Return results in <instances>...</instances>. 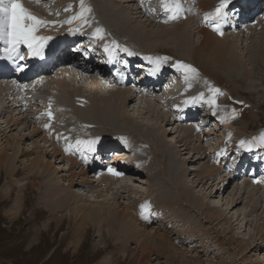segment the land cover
<instances>
[{
    "label": "bare ground",
    "instance_id": "bare-ground-1",
    "mask_svg": "<svg viewBox=\"0 0 264 264\" xmlns=\"http://www.w3.org/2000/svg\"><path fill=\"white\" fill-rule=\"evenodd\" d=\"M72 1H75V4L72 7L67 8L68 6H70L72 4ZM77 1L78 0L61 1V2H63L62 3L63 6L60 9L59 13H61V12L65 13V14L73 13L74 16H76L80 12V6H78ZM88 1H90V0H88ZM94 1L98 5V9L102 14L101 16H99V14L96 10V7L92 6L91 2H88L89 6L92 9L91 13L87 14V19L89 20V23H87V24L83 23L82 19H75L73 21L74 25L79 24V26L81 27V31H82L81 36L82 37H76L75 33H72V32H71V34L62 35V34H60L61 31H60L59 27L57 28L58 33H55V35H57V37H52V34L54 32L50 33L51 36H50L49 32H45V31H44V33L42 31H39L38 34L42 35V36L51 37V39L48 40L46 47L44 48V52H46L47 54H50V55L52 54V56L47 55L46 56L47 59L52 58L53 54H56V56H55L56 62L54 63V65L53 64L49 65V67H48L49 70H51L53 66L58 64L57 59H56L58 51L62 50L63 47H66L70 42L73 43V46H75V44H77V43H78L77 45H79V44L85 45V47H79V50H81V53L80 54L76 53L78 55L77 57L72 56L71 59H66V60H64V62L66 64H68L69 66H71V67H66V69L70 70L71 73H74L73 76H75V77L78 76L77 72H79V71H81L83 74H86V73L91 74L93 72L94 76H91V78L96 79V80H94V82L97 81L98 85H97L96 90L99 91V95L95 96V97L93 96L92 99H88L85 96L86 93H84L83 95L75 94L72 101L61 97L63 94L60 92V89L55 85L57 83L54 82L55 81L54 79L58 78L59 82L62 83L65 77L64 76L62 77L61 75L67 76V74H68V76H70V72L66 71L64 68L62 71L60 69L61 73H59L57 75V77H54V78L50 77L49 82L45 81V79H48V75L43 74V73L49 72V70L48 71L45 70V72L42 73L43 75L41 77H39L38 80L33 81L26 88H22V87L16 88V86H13V84L16 83L15 80L12 82H9L8 76L0 75L3 77V78L0 77V79H4V80H0V95L2 97L4 96V98H5L6 95H8V97H9V95L12 94L13 95L12 99H14V96L16 95V94H14L15 92H18V91L22 92V94H20V95L18 94L19 97L17 99H20L24 95V98H23L24 100L29 99L27 105H29V106L31 105V107H33L35 109L37 108L36 109L37 115H40V116L38 117L37 115L36 116L34 115L35 116L34 121L36 120V122H37L36 124L40 123V122L38 123V121H41L42 124L41 123L40 124L43 126L47 123H51V128L48 131H50V133L54 137L55 141H57L61 145L60 147H67L68 144L75 145V141L78 139L83 140V141H88V140H93V139L97 140V143L95 145V151H89V150H87V147H81L80 150H77L75 147L72 149L73 152L79 153V155H80L79 161H78V159L76 160L73 158H69V161L72 164L74 163V165L76 164L75 161H77V165H78V163H80L82 166L79 167L80 171H78V173L75 171L73 174H68L67 179L70 181L71 185L75 184V181H73L72 179L75 177H79V175H81L82 180L78 184L88 186L91 183L90 182L91 180L87 179L89 177L88 172L90 170L93 171V167L95 166L93 164L94 161H97V159H98L97 157L99 155L112 154V156L110 158H106L107 159L106 161L105 160H102V161H105L108 165H110V164L114 165L113 168H115L119 172H122L123 175L116 176V175L109 173L108 170L106 172H102V171L99 172L98 171L97 173L101 179L99 178V180L97 182L100 184H97V185L100 187V191L111 190L113 192L118 193V196H123L124 199H126V198H128L130 200L134 199V201H133V205H127L126 204L125 205L126 211H123L122 208L118 209L117 205L114 207H111V205H108V203H104L105 206H103V202H101V204H96L94 206H92V205L90 206L86 202H84V204L83 203L78 204V202H80V199H78L79 196H77V195L82 194V193L76 194V193H73V192L71 193L70 191H68V195L63 196L60 194V191L54 190L53 192L47 191V193H46V196L49 199L54 200V204H49V203H44V204L47 207H49V205H50V209H51V205H52V208L53 207H56L57 209L66 208L65 210H68V214L71 215L73 213L75 215V217H78L80 215L81 216V224H80L81 227L83 225L87 224L89 221H92L93 223H97V224L98 223L103 224L106 222L108 225H111V227H114L119 231V233H118L119 239L120 238L123 239V237H125L124 241H126V238L129 240L131 238L136 239L137 241L140 240L139 243H140V246L143 250L142 251L143 253L148 254L152 251H155V252H157L158 256L164 255V257H166L167 260H169L172 263L176 259H179L180 264H202L201 259L199 260L198 257H195V259L190 260L189 256H188V258H187V256L181 257V258L178 256V252L174 248L175 245L172 246L171 244H173V243H171V244L169 243L170 237L168 239L167 228H165L166 226L163 227V223H164V225H167V226H168V224H170V226L172 224V225H178V226L181 225V226L186 227V230L184 232L177 230L174 233V234H177L176 238L180 237L181 233H183V234L185 233L184 236L187 233H189V235L196 234V233H192V230H193V228L195 229V227H197L198 222L194 221L192 215L190 213H188L191 211L184 207V205L185 206L187 205L186 202L188 200L190 202L194 201L197 204L195 207V210L197 213L205 214V210H206V212H207L206 215L208 217L207 219L208 220L210 219V222L211 221L215 222L216 225H218L222 220H225L227 223H230L231 227L237 220H238V222L236 224L237 225L240 224L239 223L241 221L240 219L244 220L245 224L251 222V220L249 219L250 214L245 213L246 211H242V212L238 211V213L235 212L236 214L235 213L233 214L232 211L238 206V203L242 202V200L245 196H247V198L249 199V202L251 203L252 196L254 194V190H257V187H256L257 185L255 186L254 184H252L254 187L252 190H250V188H249L250 180L251 179L254 180V177L255 176L257 177L259 175V171H257V170H259V168H256L255 167L256 165H252V167L251 166H245V163L250 159V160H252L253 163L256 162L257 165H261V164L264 165V158H261L259 156L261 153L264 155V147L260 146V147L253 148L251 151H254V149H255V151H258L260 149V151L254 152V153H249L248 150L240 147L242 150H241V154H239V152L237 153V151H239V150H236V148L234 146H232L233 142L228 141L229 139H227L228 137H227L226 133H223V132L220 133L221 130L218 131L215 135V136L220 137V138L213 139L210 137V134H213V132H210L209 130H207V126L211 122L210 116H212V117L214 116L212 113L211 107L209 106L210 111H208V113H209V115H208V114H204L205 113L204 108L207 109V103H204V101H201L199 103L200 106L197 105V103H193L192 105H190V103L185 105V103H184L186 100H189V98L192 97V95H191L192 91L194 92V95L196 97L199 96V94L202 92L204 93V95L206 93L208 94L207 84L204 82V81H207L208 78L203 80V81L195 78V79L190 81L191 87H189V82L185 81L184 78L180 76L181 73H179V71L176 70L177 72H175L173 74V76L176 77V79H175L176 84L173 85V88H172L170 84H172L174 82H171L170 84H168L167 87L162 88L161 95L158 94L157 96H156L155 92H158V91L156 89H154V86H155L154 84L150 85L147 88L146 92H141V88H139L137 85L135 86V87H137L135 89V87H132V83H130V85H129L127 83H119L117 81H113V79L111 80L110 78H107V77H110L109 74H107V77H106L107 81H105V79L103 81L100 80L101 76H102L101 71L103 70V66H99L98 64H96V66L98 65L96 68L95 60L97 63H99V59L97 57H95L94 53H98V55H100L101 57H105V60H107V61L108 60L113 61L116 58L120 61H123V59H124V61L129 63V65L131 66L130 68L134 67L135 58H130V59H127L126 57L122 58L121 54L123 55V53H121V54L117 53L114 49V45L112 44V42L115 41L116 43H118L120 45V47H124V44L130 46L131 44H137L138 42H139V44H137V45H144V43H142L143 39L141 38V36L146 37L147 34H146V32H144L143 27L141 25L135 23L132 20L133 17H131V14L142 13L143 16H147L148 18L154 19V21H157L156 16L157 15L159 16V14L163 13V12H162V10H156L155 9V7L157 5H160L159 0H144L143 3L140 0L139 6L136 5V7H134L135 3L132 1H129V0H119V1L118 0H106V3H105V0H94ZM184 1H187V0H182V3ZM245 1H247V0H245ZM219 2H220V0H201L200 1V3H199L200 12L199 13L201 15L200 16L201 21L204 25H207L206 27L204 25L201 26V23H199V25L198 24H192V22L194 21L193 19L195 17H190L188 14V12H189V10H188V12H186L188 15V16H186V19H184L182 21H178L177 23H174L172 26H166L162 31L155 33L153 37L157 38V39H162L161 38L162 36H166L165 39H169V42L172 39L178 40L180 43V46L178 45L180 48L178 50L179 58L181 60L185 61V57H186L188 59H192V61L190 63H194L195 61L198 63H201L203 66H205V73L207 74V76L209 78H212V80L217 81L218 83L220 82L219 81L220 77H225L224 79H227V80L229 79L230 80V81L228 80L229 82H232L235 79H241V80H236V84H238L240 86V88H236V87H232V86L230 88L228 86H226V87L229 88V90H230V91L227 90L228 93L230 92L234 96L242 97L241 96L242 93H240V91L238 89L246 90V88H248L246 86H251V88H252L253 85H251L252 82L249 81V76L247 74L240 73L243 71L245 66L243 68L244 63L239 60V58L237 57V55L233 49V46H234L233 43H234L235 37L237 35L230 33L226 37H223V35H221L220 32L215 31L213 29V27L210 28V26L208 25L209 23L207 24V22H205V20H204V14L206 12L212 11L214 9V6H216V4ZM132 3H134V5H132ZM58 4H59V2H53L50 6L45 5L47 7V10L44 7H42V9L39 10L38 8H40V7H35V6L31 7L30 4H28L27 6L25 4V6L28 7L30 10H32L34 13H35V11H38L41 14V16H43L44 14H46L47 11H50L49 8H51V11H54V9L56 8V6ZM86 5H87V2H86ZM183 6L185 9H188V7H186L184 4H183ZM254 7H256V5ZM65 9H69V10L65 11ZM150 9H155V11H150ZM224 11L226 12L227 15L230 14L229 12L226 11V8L224 9ZM249 12H251V10H249ZM233 15H230V18L227 20V22H222L221 27H222V29H224L225 26L228 25L227 28H229L233 32L236 31L235 33H238L237 28L242 27L246 24H244V23L239 24L238 20H236ZM165 16L167 18H169L168 14H165ZM180 19H183V18H180ZM253 19H255V18H253ZM135 20H137V19H135ZM256 20H257V18H256ZM154 21H152V22H154ZM196 26L198 29L195 28ZM97 28H102L104 30L103 39H101L95 35V31ZM247 28H248L247 26L243 27L244 30H242V32H240V33H242L243 37L245 35L247 36L246 40H249V41L246 44H249V42H251L253 40V35H249ZM251 28H252L251 30L256 29V28L264 29V20L261 21L260 26H252ZM76 29H77V34H78L79 30L77 28V25H76ZM127 29L130 31H134L135 34H138L133 38V40H136L137 43H133V42L128 41L126 39L124 34L131 35L129 33V31H127ZM197 30H199L201 32L202 36L200 35L198 42H194L193 32H195ZM249 30H250V28H249ZM191 32H192V34H191ZM238 36H241V35H238ZM259 36H260L261 41L263 42V45H264V32H263V34H260ZM186 40H190L191 42L189 43ZM87 41H88V43H86ZM2 43H3V41H0V45ZM148 43H152V42L149 41ZM153 44L155 47H157V49L163 50L162 52H164V53H168L169 49L172 50L170 43L169 44H162V42L155 41V43H153ZM258 44H260V43H258ZM105 45H108V46L111 45V47L115 53L114 58L109 56V53L105 51V47H104ZM146 45H149V44H146ZM249 45H251V44H249ZM254 45H252V46H254ZM193 46L195 47V49L193 48ZM137 47H140V46H137ZM141 47L144 48L143 46H141ZM256 47L257 48L255 50L251 51V53H250V57L252 56V59L250 61V62H252L251 65L252 66L256 65L257 67L259 65L264 66V46H262V47L256 46ZM0 49H1V46H0ZM192 49H194V52H192ZM66 51H67V49H64V52L63 51H61V52L63 55H65L64 53H66ZM85 52L91 53V55H87L86 59H84V57L81 55ZM169 53H170V51H169ZM2 54L3 53L0 54V62L12 63V61L7 60L4 57V55H2ZM93 57H95L94 61H93ZM193 59L195 61H193ZM129 65H125L124 67H127V66L129 67ZM61 66L64 67V65H61ZM164 66H166V65L164 64ZM164 66L160 69V72H162V73H164L167 70V68L170 67L169 65L167 66V68ZM72 68H75L77 70H75V69L73 70ZM238 69H241L242 71H239ZM110 72H113V71L111 70ZM171 72H174V70H172ZM247 72L249 73L250 69L247 70ZM26 74H28V73H26ZM212 74H213V76L216 75V77H213ZM60 76H61L62 80L60 79ZM84 76H86V75H84ZM104 76H105V74H104ZM201 77H203V76H201ZM5 78H7V80ZM197 78H200V77L198 76ZM217 78L219 80H217ZM232 78H233V80H232ZM66 79L68 81L71 78L66 77ZM98 79H99V81H98ZM151 80L154 81L152 76H151ZM242 80H243V82H242ZM228 81H227V83H228ZM253 82H257V81H253ZM201 83L204 84L203 87L202 86L200 87ZM262 83L264 84V75L262 76ZM5 84L8 87L5 86ZM17 84H19V83H17ZM214 84H217V83H214ZM228 84L231 85V83H228ZM211 85H213V84H211ZM158 86H160V85H158ZM235 86H237V85H235ZM243 86H245V87H243ZM6 87H7V89H6ZM68 87H66V89H68ZM112 87L117 88V89L111 90ZM177 87H178V90H176ZM241 87L245 88V89H242ZM42 91L44 92L43 94H41ZM136 91H139L140 93L145 95V96H142L143 98H141L143 100L142 101L143 103L146 101H149V102L150 101L151 102L156 101V104H163V105H165V103H167L168 109H171L170 106L172 108H175L180 103L179 105H181V106H180V108L178 107V109L180 110L179 114H178V117L180 118V120H184V118H185L189 122L190 120L193 119L192 116H197V118H201V122H203V127H206V129H204L202 131V134H203L202 136L206 137L208 145L202 146V147L197 146L196 148L199 150L198 151L199 153L201 151H203L204 158H206L207 154H210L209 152L215 151V150L208 151V148L215 146V148L217 147V149H218V146L220 145V143L223 140H227L226 142H228L230 145L229 150L227 151V155H224V156L218 155L217 161L220 157L227 159L225 162L226 163L225 166H227V171L229 172V174L226 173L227 174L226 176L228 178L225 176L226 178L222 179V177L224 175L222 177H220L221 172H219L217 175H219L220 180L217 183L220 184L221 181H226V180L229 181V179L232 177V175L237 174V172H240V173L247 175V173H246L247 170H248V172L250 170L253 171V172L251 171V173H248L247 176L244 175V177L248 178V179H246V181L244 183H238L235 186L234 190H236V193L233 195V197L230 200L227 201L225 208L220 207L218 204H214V202H211V201H208V202L199 201L197 198V193L191 192V191H189V189H187L189 187V185L187 184V181L185 178H187L188 176L185 174L182 163H180L181 150H178V148H177V145L180 141L178 139L175 140V136H173L172 141L171 140L167 141L163 137V131L160 129L159 126H157V124L151 123V122H150V124H146L145 120L144 119L141 120L140 116H138V118H137V117L131 116L130 114H127L126 112L123 111L122 108H125L127 105L129 106L128 102L133 97L136 100L137 96L140 94L139 92H136ZM247 91H249V88ZM29 92H31V93H29ZM222 92H223V95H220L217 98V103L220 105V108H218L219 114L216 113L214 121H218L216 123L220 122L219 126L222 128V130L225 131V129L228 126L233 125V123L235 122L236 119L239 121H241L242 119L240 117H236L235 119H229L223 123L221 122L219 117L222 116V114H223L222 112H226V110L228 112L230 109L229 107H232V109H233L237 105L235 100L233 101V99H230V100L227 99L228 97H230V96H228V95H231L230 93L228 94L225 91H222ZM136 93H139V94L135 95ZM130 94H132L133 96ZM180 97H182V98H180ZM128 99H129V101H128ZM235 99H238V98L235 97ZM20 100H22V99H20ZM20 100H19V102H21ZM24 100H22V101H24ZM182 100H184V102H181ZM240 100H241V98H240ZM240 100L238 102H240ZM10 102H11V100H10ZM17 102L18 101H16V99H15L14 104H16V106H17ZM241 102H242V100H241ZM35 104L37 106H34ZM50 105H51V111L53 113V117L51 119L47 115H41L42 113H46L49 110ZM146 105H147V103H146ZM117 107H119L121 110ZM26 108H28V107H26ZM40 108H41V113H40ZM237 108H239V107H237ZM232 109H230V112ZM237 110H239V109H237ZM6 111L7 110L4 108L1 109L0 115H3V113H5ZM172 116H174V115H172ZM122 117H123L124 121L119 120V118H122ZM205 118L208 119V121ZM16 119H20V118H16ZM12 120L10 119V124L7 123L6 127L11 128L12 126L17 125V121L13 120V124H12L11 123ZM167 121L169 122L170 119H167ZM190 123H193L195 125L194 126L191 125L187 128L189 139H191V137L194 135V133H192V131H194V130H192V129H196L197 126L199 125L196 121H190ZM125 124H128L129 127L125 126ZM35 126H36V128H34L35 129L34 131H36L38 133V131L40 129L37 125H35ZM6 127L2 129L3 131H5L4 133H1L3 136L6 133V130L8 129ZM237 127L234 125H233V127L231 126V128L233 130L234 129L236 130ZM2 135L0 137V147L4 146L5 141H6V140L5 141L3 140L4 137H2ZM232 135H233V137H236V138L238 137V135L236 133H233ZM58 136H59V138H58ZM65 137H67V139H65ZM222 138H224V139H222ZM43 139L44 140L46 139L45 136L42 138V140ZM125 141H127V143H125ZM234 141H237V139ZM187 142H188V139H187V141H185L184 143H180L179 145L180 146L182 145V148H184V150H186V149L190 148V143H187ZM48 143H47L48 146L52 147L51 148L52 153L54 151H58V149H61V148L57 147L55 145L56 143L54 144L52 141H51V143L50 142H48ZM10 144L13 145L12 146L13 148H16V144H14V141H13V144L12 143H10ZM101 144H104V145L102 147H99V146H101ZM106 145L109 146L108 149H106V147H105ZM237 145H240V143H238ZM19 148H20V150H19L20 154H24L27 152V149L25 150V149L21 148V146ZM111 149L112 150L114 149V152ZM123 149L127 150L128 152L130 150L132 152V154L121 156V154H119L118 152L115 153L117 150L120 152ZM1 150H3V152H1L0 155L3 157L7 154L8 149H7V147L5 149V146H4L3 149H0V151ZM230 152H232V153H230ZM54 157L56 159V154L54 155ZM5 160L8 162V164H10L7 157ZM223 162H224V160H222L221 163L223 164ZM231 162H232V165H230ZM30 163L32 166H36V170H35L36 172H34V173L38 172L37 174H40L41 177H46V176L50 175V172L48 171L49 166H47V163H45L44 160L34 159V160H30ZM215 164H217V163L215 162L212 166H209L210 168H207L205 170V171H207V176L208 175L213 176L214 170L218 167ZM2 165H3V160L0 162V166H2ZM32 166L28 167V169L31 170ZM15 170L16 169H11L10 171L14 172ZM205 171H203V172H205ZM216 171H218V170H216ZM263 172H264V170H263ZM252 173H258V175H253ZM45 174H47V175L45 176ZM230 174H231V177H230ZM109 175H111V176H109ZM134 176L135 177H144V176L147 177L149 188L143 190V188L141 189L138 187H133L132 184H131L132 186L129 183L127 184L126 178H128V177L130 178V177H134ZM263 177H264V174H263ZM107 178H108V180H106ZM146 182H147V180L145 181V183ZM198 182H200V181H198ZM229 182L227 183V185L229 184ZM213 183L214 182L211 181V184H213ZM39 185L41 186V184H39ZM219 186L220 185H218V187L216 188V191H215L217 193L219 191L220 192L223 191V189L221 191ZM7 190H6V192H7ZM40 192H42V191H40ZM120 193H122V194H120ZM18 195H19V197H17L15 200L16 204H20V200H22V198H23L22 194H18ZM183 196L186 198L185 200H184ZM54 197H60V198L55 199ZM113 198H116V197H113ZM141 198H143L142 199L143 201H141L139 204L138 200H141ZM180 198L182 199V201L179 200ZM195 199H197V200H195ZM106 200L107 199H104L103 201L107 202ZM135 200H137V201H135ZM192 204H194V203H192ZM192 204H190V206ZM119 205H121V202H119ZM142 205L149 206V213L150 214L147 215V218L145 217L144 214H142L143 210H142V207H140ZM253 206H254L253 209L255 210V208H257V205L255 202L253 203ZM188 208H190V207H188ZM186 211H188V212H186ZM175 212H177L176 217H174ZM252 214H253V212H252ZM64 216L65 215H60V218H58L59 217L58 216L57 218H55L56 219L55 222L53 221V219L49 220L48 226H51L52 223L54 222L55 226H56L55 230L58 229L60 226V223H62V221L64 219ZM157 220H159V221H157ZM142 221H144V223ZM198 221H199V219H198ZM166 222H167V224H166ZM151 223H156L155 226H153V229H152L153 231L146 233V231H145L146 229H143L142 226L146 227V225H149ZM186 223H187V225H186ZM191 224H193V225L190 228L189 225H191ZM159 225H161L162 230L165 231V232H162L163 235H161V233L160 234L158 233L161 230ZM48 226H46V227H48ZM239 228L240 227H238V229ZM108 229L110 230L109 227H108ZM201 229L203 231H207L206 230L207 228L205 229L204 224L202 222H201ZM198 230H199V227L197 228L196 232H198ZM74 231H76L77 235L79 236L80 230H77L76 228H74ZM101 231L102 230L100 229L99 230L100 234H101ZM178 231L180 233H178ZM218 232H219V230H218ZM260 233L264 234V230H262V228L260 229ZM77 235H75V236H77ZM197 237H199V235ZM234 237H236V235H234ZM238 237H240V236H238ZM184 240H185V237H184ZM261 240L264 243V236L261 237ZM186 241H187V239H186ZM122 243H123V241H122ZM206 247H207V252H208L209 246H206ZM141 248H140V250H141Z\"/></svg>",
    "mask_w": 264,
    "mask_h": 264
},
{
    "label": "rangeland",
    "instance_id": "rangeland-1",
    "mask_svg": "<svg viewBox=\"0 0 264 264\" xmlns=\"http://www.w3.org/2000/svg\"><path fill=\"white\" fill-rule=\"evenodd\" d=\"M61 1H64V0H40L39 3H37V0H23L24 5L26 4L27 6L28 4H30L31 7L33 6L40 7L38 8L39 10H41L42 7H44L47 10V7L45 5L50 6L53 2H59V4L54 9V11H51V8H49L50 11H47L46 14L41 16V14L38 11L34 10L35 14L49 21H67L71 19L72 17H74V14L73 13L65 14L63 12L59 13L60 9L63 6L62 4L63 2ZM129 1H132L135 3V5L134 3H132L134 7H136V5L139 6L140 4V0H129ZM200 1L201 0H187L183 2V4L186 7H188L189 12L188 11L186 12H188L190 17H195L194 11H196V8H198L197 13L200 12V9H199ZM237 1L239 0H232L231 3H237ZM86 2H87V5H89L88 2H91V5L96 7V10L99 16L102 15L98 9L97 3L94 0H90V1L85 0V3ZM105 3H106V0H105ZM219 3H217L216 6H214V9L212 11L215 10V8L219 5ZM74 4H75V1H72V4L70 6L72 7ZM77 4L78 6H80L79 0L77 1ZM67 8H69V6ZM155 9L162 10L160 5H157ZM186 12L184 13V15H182L181 17L175 20L167 18L165 16L166 13L163 12V13H160L159 16L158 15L156 16L157 21H154V19H150L147 16H143L142 13L131 14V17H133L132 20L135 23L143 27V30L144 32H146L147 36L146 37L141 36V38L143 39L142 43H144V45H137L139 44V42L137 43V41L133 40V38L138 34H135L134 31H130L127 29V31H129L131 35L124 34L126 39L128 41H131L137 44L130 43L131 44L130 46L124 44L125 48L127 49L131 48L136 53L135 54L134 52L129 50L126 53V56L127 57L135 56V58H139L140 55L138 54L143 53V52H146V57H154V58L162 57L163 55L169 57L170 55L171 59L165 64L166 66L163 65L166 68L168 65L171 67V65L176 62L173 59L183 61L178 56V50L180 49L179 48L180 43L178 40L172 39L169 42V39H165L166 36H162L161 37L162 39H157V38H154L153 36L155 33L162 31L166 26H172L174 23H177L178 21H182L186 19V16H188ZM263 13L264 11L262 12L260 16L254 17L255 19H253V21H250L246 23V25L237 28L238 33H235L236 31L233 32L229 28H227L228 25H226L224 29H222L221 27V31H223L222 32L223 37H226L230 33L237 35L233 43L234 44L233 49L237 57L239 58V60L244 63L243 68L245 66L243 71L241 69H238V70L242 71L240 73H244L249 76V81L252 82L251 85H253V87L251 88V86H246L249 88V91H247L248 88H246V90L238 89L240 93H242V95L240 94L242 97L234 96L229 92L233 97L231 95H228L231 98L228 97L227 99L228 100L233 99V101L235 100L237 105L234 108L236 110L239 109L237 110V112H239V115L237 117H240L242 119L241 121L236 119L235 122L233 123L234 126L236 127L238 126L236 130L235 129L233 130L231 128V126L233 127V125H231V126H228L229 128L227 127L228 129L226 128L224 131L219 126L220 122L216 123L218 121L212 122V123L210 122L207 126V130H209L210 132H213V134H210V137L213 139L220 138V137L215 136L216 133L220 130H221L220 133L221 132L226 133L228 137L227 139H229L228 141H232L233 143L235 142L234 144L232 143V146H234L236 150H239L237 151V153L239 152V154H241V150H242L240 148V145H237L239 141L242 139L251 140L253 137L256 136L255 132L257 131V129L264 127V84L262 83V76L264 75L263 73L264 66L262 65H259L258 67L256 65L252 66L251 65L252 62H250L252 59V56L250 57L251 51L255 50L257 48L256 46L258 47L264 46L259 36L260 34H263L264 29L256 28V29L251 30L252 26L261 25V21L264 20ZM230 15L231 14L227 15V20L230 18ZM180 18H183V19H180ZM193 20L194 21L192 22V24L199 25V23H201V26L204 25L200 19H197V17H195ZM73 21L74 20H72V23L70 24L69 23H58V24H53V25H47V26L40 28L39 31H42L43 33L44 31L49 32V34L54 32L52 34V37H57L55 33H58L57 28L59 27L61 31L60 34L62 35L71 34L72 32V33H75L76 37H82L81 27L79 26V24H76L79 30L77 34L76 25L73 24ZM165 21H168V22H165ZM204 26L206 27L207 25H204ZM246 26L248 27L247 29H248L249 35H253V40L249 42V44L251 45L246 44L249 41V40H246L247 36L245 35L243 37L242 33H240L242 32V30H244L243 27H246ZM195 28H197V26ZM249 28L251 31L249 30ZM69 29H72L73 31H69ZM200 35H201V32L199 30L193 32L194 42H198ZM238 35H241V36H238ZM149 41L152 43H148ZM155 41L162 42V44L170 43L172 50L169 49L170 53L169 51L168 53L162 52L163 50L157 49V47L154 46L153 43H155ZM186 41L189 43L191 42L190 40H186ZM86 43H88V41ZM146 44H149V45H146ZM0 46H1L0 50H2L5 46L4 42ZM137 46H140V47H137ZM141 46H143L145 49L142 48ZM69 47L76 48V46H73V43H71L70 46L68 44L66 47H63L62 50L58 51L57 55L59 56L58 60L60 61V63L63 61V58L67 57L71 59L72 56L74 57L78 56L76 53L72 54ZM124 47L116 48L114 46V49L117 53L121 54V53H124V50H123ZM193 48L195 49L194 46ZM64 49H67L66 53H64L65 55H63L61 52V51L64 52ZM194 49H192V52H194ZM21 52L25 56V58L28 56V49L26 48V46H21ZM129 52L134 53V54L129 55ZM1 53L2 51H0V54ZM121 56L122 58H125L124 55L121 54ZM191 61L192 59H188L185 57V61H184L185 63L191 64L199 70V74H200L199 77L202 78L201 81L208 78L209 79V80L207 79L208 82H210L211 84L213 83L215 87L220 88L221 91H225L226 93H228L227 90H229L231 86L240 88V86L236 84V80H241V79L233 80L232 78L233 81L229 82L230 81L229 79L228 81L227 79H224L225 77H220L219 78L220 80L217 78V80L220 81L218 83L217 81H214L212 80V78H209L207 76V74L205 73V66H203L201 63L196 62L194 59H193V61H195L194 63H190ZM61 65H64V67ZM66 67H71V66H69L65 62H62V64L53 66L52 69L49 70V72L43 73V74L48 75V79H45V81L49 82L50 77H53V78L57 77V75L61 73L63 68L66 71L70 72V70L66 69ZM72 69L74 70L75 68H72ZM246 69L247 70L250 69V72L248 73ZM73 74L74 73L70 72L71 77L68 76V74L67 76L61 75L62 77L63 76L65 77L62 83L59 82L58 78H56L57 80L54 79L55 80L54 82L57 83L55 85L60 89V92L63 94L61 97L72 101L75 94L83 95L84 93H86L85 96L88 99H92L93 96L95 97L99 95V91L96 90L97 85H98L97 81L94 82V80L96 79L91 78V76H94L93 72L91 74L90 73L83 74L81 71H79L77 72L78 76L76 77L73 76ZM4 75L8 76L9 82L14 81L12 76H9L8 74H4ZM61 76H60V79L62 80ZM180 76L183 77V74L181 73ZM0 77L3 78L2 76ZM66 77H69L71 79L67 81ZM106 77L107 76H104L102 74L100 80L103 81L105 79V81H107ZM213 77H216V75H214ZM5 79L7 80V78ZM0 80H4V79H0ZM226 80L228 81V83H231V85L228 84ZM253 81H257V82H253ZM214 83H217V84H214ZM175 84L176 83L174 82L173 85ZM234 84L237 86H235ZM254 84L255 85L257 84V85L255 86ZM19 85H22V84H17V83L13 84V86H16V88H18ZM136 85H132V87H135ZM203 85L204 84L201 83L200 87L201 86L203 87ZM5 86L7 85L5 84ZM226 86H228L229 88H227ZM66 87H68V89H66ZM138 87L141 88V92H142L143 87L140 85H138ZM136 88L137 87H135V89ZM157 88L158 86H154V89H157ZM113 89H117V88L112 87L111 90ZM207 89H208V85H207ZM242 89H245V88H242ZM161 90L158 92H155L156 96L158 94L161 95ZM136 92H139V91H136ZM43 93L44 92L42 91L41 94ZM139 93H136L135 95H138ZM14 94H16L14 96V99H12L13 98L12 94H10L9 97L8 95H6L7 98L6 97L4 98V96L2 97L0 95V110L3 108L7 110L5 113H3V115H0V129H1L0 137L2 135L1 133L5 132L2 129L7 126V123L10 124V119L17 121L16 126H12L11 128L6 127L8 129L6 130V133L4 134V136L2 135V137H4L3 140L4 141L6 140L4 146H5V149L7 147L8 152L3 157L0 155V160L1 161L3 160V165L0 166V264H102V263L103 264H173V263L180 264L179 259H176L172 263L169 260H167V258L164 257V255L158 256L157 252L155 251H152L148 254L143 253L142 252L143 250L139 243L140 240L137 241L136 239H132V238L129 240L126 238V241H124L125 237H123V239L121 238L119 239L118 237L119 231L116 228L111 227V225H108L106 222L103 224L101 223L97 224V223H93L92 221H89L87 224L81 227L80 226L81 224L80 215L78 217H75L73 213L69 215L68 210H65L66 208H63L64 210L57 209L56 207L52 208V205H51V209H50V205L49 207L45 206L44 203L54 204V200L49 199L46 196L47 191L53 192L54 190L60 191V194L63 196L68 195V191H70L71 193L72 192L76 193V194L82 193V194L77 195L79 196L78 199H80V202H78V204H81V203L84 204V202H86L88 205L94 206L96 204H101V202H103V206H105L104 203H108V205H111V207H114L117 205V208L118 209L122 208L123 211H126V207H125L126 204L133 205L134 199L130 200L126 198L127 199L126 200L123 198V196H118V193L113 192L111 190L100 191V187L97 185V184H100L97 182L100 178L97 172L98 171L106 172L109 166L111 167L114 166L112 164L108 165L105 161H102V160H105L106 158H110L112 154H106L104 157H102V160L97 159V161H94L93 164L96 167L94 166L93 171L90 170L88 172L89 177L87 179L91 180L90 181L91 183L88 186L78 184L82 180L81 175H79V177L73 178L72 180L75 181V184L71 185L70 181L67 179L68 174H73L75 171L78 173V171H80L79 167L82 166L80 163H78L77 165V161H75L76 162L75 165L74 163L72 164L69 161V158H73L76 160L78 159L76 157V153H74L73 151H66L65 147H60L61 145L57 141H55L50 131H48L49 129H46L43 125H41L42 124L41 121H38V123L40 122L41 124L40 123L36 124L37 122L36 120L34 121V118L37 115V111H36L37 108L35 109L31 107V105L30 106L27 105L29 99L24 100L23 99L24 95L23 97L20 98L24 101L17 99L19 95L22 94V92L18 91V92H15ZM210 95L211 94L209 92L208 94L206 93L205 98L207 99ZM142 96H145V95L140 93L137 96L136 100L134 97L130 101L128 99L129 106L127 105L125 108H122L123 111L137 118L138 116H140L141 120L144 119L146 124H150V122L157 124V126H159L160 129L163 131V137L167 141H170V140L172 141L173 136H175V140L178 139L180 141L177 145L178 150H181L180 163H182L185 174L188 176L187 178H185L187 181V184L189 185L187 189H189V191L191 192L197 193V198L199 201H205V202L211 201V202H214V204H218L220 207L225 208L227 201L230 200L233 197V195L236 193V190H234L235 186L238 183H244L246 179H248L247 177H244V175L246 174L236 171L237 174L232 175V177L230 174V177H231L230 178L231 180L229 179L230 182L226 180V181H221L220 184L217 183L220 180L219 179L220 177L224 175L222 177L223 179L227 177L226 173L229 174V172L227 171V166H225L226 164L225 162L227 159L220 157L217 161V157H218L217 153H219L222 149H226L227 151L229 150L230 145L228 142H226L227 140H223L218 146V149L217 147L215 148V146L208 148V151L210 150H215V151L209 152L210 154H207L206 158H204L203 151L199 153L198 152L199 150L196 147L197 146L202 147V146L208 145L206 137L199 134L200 132L202 133V131L206 129V127H204L203 130H200V129L198 130V127H197L194 131H192L194 135L191 137V139H189L187 128L191 125L194 126L195 124L190 123V121L188 122V121L180 120L178 115L172 116V110L176 109L177 107L172 108L170 106L171 109H168L167 103H165V105L156 104V101L155 102L146 101L143 103L142 102L143 100L141 99L143 98ZM235 97L238 99H235ZM15 99L16 101H18L17 106L16 104H14ZM19 100L21 102H19ZM239 100L242 104L240 102H239L240 104L238 103ZM181 102H184V100H182ZM199 103H197V105H199ZM192 104L193 103H190V105ZM34 106H37V105L35 104ZM209 108L210 107L207 104V109H206L207 111L204 110L205 111L204 114L209 115L208 113V111H210ZM229 108L232 109V107H229ZM230 109L228 112L226 110V112H222L223 114L222 113L221 114L224 115L225 113H230ZM211 110L213 113L212 108ZM40 113H41V108H40ZM216 113L219 114L218 111H216ZM37 116L39 117L40 115H37ZM215 116L216 114L213 117L210 116L211 117L210 120L211 121L214 120ZM16 118H20V119H16ZM167 119H170V121L168 122ZM13 120L11 121L12 124H13ZM119 120L124 121L123 117L119 118ZM35 125H37L40 129L38 133L34 131L35 130L34 128H36ZM125 126L129 127L128 124H125ZM233 133H236L238 137L237 138L233 137L232 135ZM261 133H264V130H261L259 135ZM44 136L46 139L42 140ZM187 139H188L187 143H190V148L184 150V148H182V145L180 146L179 144L184 143L185 141H187ZM236 139L237 141H234ZM13 141H14V144H16V148H13L12 147L13 145L10 144V143L13 144ZM51 141L54 144L56 143L55 145L61 149H58V151H54L52 153L51 152L52 147L48 146L49 144L48 142L51 143ZM103 145L104 144H101V146L99 147H102ZM4 146H1L0 149H3ZM20 146L21 148L25 150L27 149V152L24 154H20L19 152ZM112 151L114 152V149ZM1 152H3V150L0 151V154ZM117 152L121 154V156L132 154L130 150L128 152L127 150H124V149L121 150L120 152L117 150L115 153ZM55 154H56V159L54 157ZM6 157L9 160L10 164H8V162L5 160ZM34 159L44 160L45 163H47V166H49L48 171L50 172V175H49L50 177L46 176L47 174H45L46 177H41L40 174H37L38 172L34 173L36 172L35 171L36 166H32L30 163V160H34ZM222 160H224L223 164L221 163ZM215 162L217 163L215 165L218 166L219 168L217 167L218 169L216 168L214 170L213 176L211 175L207 176V171L205 170L207 168H210L209 166H212ZM247 162L253 163L252 160L250 159ZM29 164L32 166L31 170L28 169V167H31ZM253 164H256L255 167L259 168V170H257L259 171V175L257 177L255 176L254 180L253 179L250 180L249 188L250 190H252L254 187L252 184H254L255 186L257 185L256 186L257 190H254L251 203L249 202V199L247 198V196H245L242 202L238 203V206L232 211L233 214L235 212L238 213V211H241V212L246 211L245 213L250 214L249 219L251 220V222L245 224V221L240 219L241 220L239 222L240 224L238 225L236 224L238 222L237 220L232 225L233 227L232 228L230 223H227L225 220H222L218 225H216L215 222H212V221L210 222V219L209 220L207 219L208 217L206 215L207 214L206 210H205V214L197 213L195 210V207L197 204L194 201L190 202L188 200L187 202L185 201L187 205L186 206L184 204L183 205L185 208L191 211V212H188V211L186 212L192 215L193 220L198 222L197 227H195V229L193 228L192 230V233H196V234L189 235V233H187L184 236L185 234L184 233L183 235H180V237L176 238L177 234H174L176 231H173V230L178 229L179 231L184 232L186 230V227L181 226V225L179 226L172 225V224L171 226L170 224H168L167 226V225H164L163 223V227L166 226L165 228H167L168 239L170 237L169 243L170 244L173 243L171 244L172 246L175 245L174 248L175 250H177L178 256L180 258L186 257V256L188 258L189 256V259L191 260V259H195V257H198L199 260L201 259L202 264H264V243L261 240V237H263L264 234L260 233L261 228L262 230H264V187H263L264 183L262 184V183L256 182L257 180H264V177H263L264 165L262 164L257 165L256 162H254ZM230 165H232V162L230 163ZM11 169H16V170L14 172H11L10 171ZM251 171L252 170L248 172L247 170L246 171L247 175L248 173H251ZM219 172H221L220 177L219 175H217ZM143 179L145 181L147 180V182L145 183ZM106 180H108V178ZM211 181H213L214 183L211 184ZM228 182L229 184L227 185ZM126 183L127 184L129 183L130 185L132 184L133 187H138L141 189L143 188V190L149 188L148 179L145 176L144 177L134 176L130 178L128 177L126 178ZM39 184H41V186ZM218 185H220L219 188L221 189V191L223 189L222 192L220 191L218 193L215 192ZM18 194L23 195L22 200H20V204H16V201H15L16 198L19 197ZM113 197H116V198H113ZM54 198L58 199L60 197H54ZM183 198L184 200L186 199L184 196ZM104 199H107L106 200L107 202L103 201ZM142 199L143 198H141V200H138L139 204L141 201H143ZM179 200L182 201L181 198ZM119 202H121V205H119ZM254 202L257 205V208H255V210L253 209ZM190 204L192 205L190 206ZM188 207H190L191 209ZM60 215H65V216H64L62 223H60L59 228L55 230V227H56L54 223L56 220L55 218H57L58 216H59L58 218H60ZM176 216H177V212H175L174 214V217ZM51 219H53L54 222L52 223L51 226H48L49 224L48 221ZM198 219L199 221L200 220L201 221L199 222ZM142 222L144 223V221ZM201 222L204 224L205 229L207 228L206 230L208 232L203 231L201 229ZM155 224L156 223H151L149 225L145 224L146 227L145 226H142V227L143 229H146L145 230L146 233H149L150 231L151 232L153 231L152 229H153V226H155ZM192 225L193 224L189 225L190 228L192 227ZM108 227L110 228V230L108 229ZM159 227L161 228L160 230L161 232L159 231L158 233L159 234L161 233V235H163L162 232H165V231L162 230L161 225H159ZM198 227H199V230L198 232H196ZM238 227L240 228L238 229ZM74 228H76L77 230H80L81 232V233L79 232L80 237L77 235V232L74 231ZM100 229L102 230L101 234L99 233ZM198 235L199 237H197ZM234 235H236V237H234ZM184 237H185V240H184ZM121 240L123 241V243ZM206 246H209L208 252H207ZM139 247L141 248V250Z\"/></svg>",
    "mask_w": 264,
    "mask_h": 264
},
{
    "label": "snow or ice",
    "instance_id": "snow-or-ice-1",
    "mask_svg": "<svg viewBox=\"0 0 264 264\" xmlns=\"http://www.w3.org/2000/svg\"><path fill=\"white\" fill-rule=\"evenodd\" d=\"M40 0H37L39 3ZM80 2V12L67 21H49L41 18L36 15L32 10L24 5L23 0H0V41L4 42V48L2 51L4 57L7 60L12 61L13 64L17 65V71H24L25 65L21 64L20 61L25 59V56L21 52V46H26L28 49V54L30 56H43L44 48L47 45L48 40L51 37L39 35L40 28L53 25L58 23H72V20L82 19V22L87 24L89 20L87 19V14L91 13L92 9L89 5H86L85 0H79ZM143 3L144 0H141ZM160 7L164 13L169 15L170 19H177L180 16L184 15L188 9H185L182 3V0H159ZM231 3V0H220L219 5L215 8L214 11L206 12L204 14L205 22L209 23L211 27L217 32L221 31L222 22H226L227 14L224 11L226 6ZM71 6H69L70 8ZM69 9H65L68 11ZM150 11H155V9H150ZM167 22V21H165ZM69 31H73L69 29ZM104 30L102 28H97L95 31V35L101 39H103ZM112 44L119 48L120 45L115 41ZM105 51L109 53V56L114 58V51L112 47L105 45ZM124 51H129L127 48L123 49ZM134 53L129 52V55H133ZM85 55L87 53L85 52ZM146 59L153 61L154 67L149 69L150 74L155 75L160 69L166 64L171 57H146ZM177 71L183 74V78L185 81L189 82V87H191L190 81L197 78L199 76V70L191 64L185 63L184 61L177 60L174 64L171 65ZM208 85V92L211 94L207 100H205L204 93H200L197 97H191L189 100H186L185 105L189 103H199L201 101H205L212 109L213 115L216 114V110L220 108V105L217 103V98L220 95H223V92L220 88L211 85L210 82L205 81ZM19 87L26 88L27 85H19ZM239 103V102H238ZM41 115H47L50 119L53 117V113L51 111V105L49 106V110L46 113H42ZM239 113L235 108L231 110L230 113H225L220 116L219 119L221 122H226L229 119H235ZM46 129L51 128V123H47L44 125ZM198 130H199V126ZM59 138V136H58ZM67 139V137H65ZM97 140H76L75 145L68 144L66 151H71L74 147L77 150H80L81 147H87L89 151H95V144ZM127 143V141H125ZM240 147L244 148L248 151H251L255 147L264 146V133H261L259 136L253 137L251 140H241ZM219 156L227 155V150L222 149L219 153ZM109 173L121 176L122 172L117 171L115 168L109 166ZM257 183H264V180H257ZM142 214L147 215L149 213V206L142 205Z\"/></svg>",
    "mask_w": 264,
    "mask_h": 264
}]
</instances>
